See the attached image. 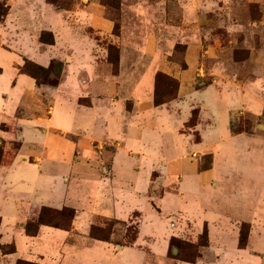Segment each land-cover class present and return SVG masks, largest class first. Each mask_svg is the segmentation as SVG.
<instances>
[{
  "label": "crops",
  "instance_id": "obj_1",
  "mask_svg": "<svg viewBox=\"0 0 264 264\" xmlns=\"http://www.w3.org/2000/svg\"><path fill=\"white\" fill-rule=\"evenodd\" d=\"M86 9L87 5L81 12ZM8 10L5 23L17 14L14 8ZM44 12L47 22L36 25L38 31L54 34L56 24L65 25L61 14L62 21L58 16L53 19L54 11ZM109 28L102 21L96 26L103 34ZM56 41L54 35V45L48 48L57 46ZM69 46L74 48L73 43ZM36 48L26 46L24 54L31 50L28 59L46 68L54 58L52 51L47 50L49 57L44 59L35 54ZM92 58L83 55L76 79L66 73L72 65L64 66L59 85L65 82L72 92L61 101L52 100L44 112L41 94L50 98L44 93L57 91L59 85L41 87L22 72L17 53L0 48V145L3 149L18 143L8 163L0 164V224L20 228L40 208L73 211L68 231L38 226L32 238L15 231L17 246L44 245L52 264H264V126L255 123L247 132L232 133L219 125L210 106L201 105L208 101V93L222 91L238 100L234 107L239 108L228 111V117L240 110L260 118L264 116L261 79L214 77L198 90L181 83L178 93L187 96L182 105L175 102L181 107L177 116L162 112L164 104L155 107L151 103L153 77L143 76L147 71L153 74L151 62L150 67L138 69L142 76L137 79L131 77L138 68L134 61L127 67L121 57L119 72L107 76ZM78 99L87 105L77 104ZM127 102L129 111L125 110ZM40 109L46 116L42 121ZM196 109L199 122L189 130L197 132L198 141H192L190 133L179 130ZM169 127L173 128L166 133ZM55 134L59 139L51 140ZM74 134L79 137L76 143L109 145L94 156L90 151V155L81 154L82 166L70 168L77 144L67 136ZM203 159L208 163L200 167ZM60 164L67 168L51 171ZM145 164L152 165L145 169ZM110 221L123 224L124 229L111 230L105 239L90 236L92 227L102 228ZM131 224L133 239L121 245ZM200 237L205 244H198ZM171 239L198 244L194 261L178 258L177 249L170 248Z\"/></svg>",
  "mask_w": 264,
  "mask_h": 264
},
{
  "label": "rangeland",
  "instance_id": "obj_2",
  "mask_svg": "<svg viewBox=\"0 0 264 264\" xmlns=\"http://www.w3.org/2000/svg\"><path fill=\"white\" fill-rule=\"evenodd\" d=\"M37 1L38 3L35 0H23V2L0 0V48L7 51L11 49L17 53L21 58L22 72L32 76L41 87L55 88L59 85L65 75V65H72L67 68L66 73L73 74V78L76 79L82 62L80 59L83 55L91 54L94 57L92 60L97 62L101 72L107 76L119 72L121 57L122 60L127 61L124 66H131L133 61L137 63V70L146 64L149 66L151 62L153 74L150 71L143 74L146 77L148 74L153 77L151 103L155 96L157 101L165 102L164 105L162 104L164 106L162 112H173L174 115L181 114V107L175 106V102L180 101L182 105V99L187 96L186 92L178 93L180 84L184 82L187 89L198 90L207 86L214 77L227 81L246 82H251L257 77L261 79L259 82L264 88V0ZM85 5L88 9L82 13ZM10 7L14 8L17 14L5 23V16ZM44 10L54 11L52 16L54 20L61 14L67 27L56 24V29L59 31L56 30L54 34L38 31L35 26L47 22ZM31 13H33L32 17ZM101 21L110 25L107 34L96 30V26ZM41 34L44 41L52 38L51 45H54L55 35L58 47L48 48L51 45L41 43L39 40ZM64 41L67 42L66 46L60 44H65ZM71 43L74 48L69 46ZM26 46L32 50L37 47L35 54H40L39 56L44 59L45 56L49 57L47 50H50L54 58H51L46 68L39 67L28 59L31 50L29 54H24L27 53ZM76 65H78L77 69ZM137 70L131 77L139 79L142 76L140 74L142 69ZM71 92L68 85L63 82L57 91L49 89V92L44 93L52 99L41 94L40 106L46 112L51 107L52 100L61 101L62 96H69ZM131 95L135 97L134 92ZM207 96H209L208 101L204 100L201 105L210 106L215 118H218L219 125H225L226 130L235 133L248 131L255 123L264 126V116L253 118L246 112L238 110L228 117V111L239 108L234 107L238 100L233 95L221 91L216 95L208 93L206 99ZM27 101L28 99H25V103ZM77 104L86 106L87 101L78 99ZM129 109L130 104L127 102L125 110L129 111ZM41 110H39V118L42 121L46 116ZM194 112H196L195 122H199L197 109L190 111L187 122L179 132L190 133L192 141H198L197 132L189 130V121ZM181 117L179 115V118ZM159 119L163 120L161 117ZM168 124L173 127L177 125V123ZM173 127L167 128L166 133ZM40 132H42L41 127ZM58 136L59 134H55L50 138L57 140ZM67 139L76 143L79 137L74 134L67 136ZM76 144L77 148L72 153L70 168L77 170L82 166L79 164L81 154L84 155L86 152L89 154L90 151L94 156L95 151H99L104 145L85 143L82 140ZM17 145V142H11L3 149L0 145V164L8 163ZM107 145L109 143H105L104 146ZM2 154L4 156H1ZM207 163L208 159L201 160L200 167H205ZM150 165L152 164H145L144 168ZM103 166L107 168L106 164ZM64 168L67 167L63 164L53 165L51 171L60 173ZM103 172L106 173L105 170ZM1 199L2 196L0 203L3 200ZM72 216L73 211L68 208L58 210L40 208L34 212L31 221H26L20 228L11 229L0 224V264H52L47 258V249L46 252L43 251L44 245L17 246L13 232L22 230L26 237L32 238L36 236L38 226L68 231ZM135 216L133 215L132 220H135L133 219ZM102 225V228L92 227L90 236L105 239L111 230L124 229L123 224L118 226L112 221L104 222ZM134 230L133 224L126 228L121 245H128L131 242ZM174 240L170 248L177 249L178 258L189 260L195 256L198 244L203 242V238L200 237L196 246L189 247L182 241Z\"/></svg>",
  "mask_w": 264,
  "mask_h": 264
},
{
  "label": "trees",
  "instance_id": "obj_3",
  "mask_svg": "<svg viewBox=\"0 0 264 264\" xmlns=\"http://www.w3.org/2000/svg\"><path fill=\"white\" fill-rule=\"evenodd\" d=\"M39 40H40V42L41 43H43V44H47V45H51L52 44V38L50 37L49 38V40H46V41H44L43 39H42V34L39 36ZM30 76V75H29ZM30 77H32V76H30ZM33 78V77H32ZM34 79V78H33ZM35 80V79H34ZM35 82H36V80H35ZM37 83V82H36ZM165 102H161V101H157L156 99H155V96L153 97V101H152V104H153V106H159V105H162V104H164ZM196 112H194L193 114H192V116H191V118H190V121H189V127H192V126H194V124H195V117H196V114H195ZM238 132V131H237ZM240 132H243V131H240ZM244 132H247V130L246 131H244ZM134 236V235H133ZM133 236H132V239H133ZM203 238V237H202ZM101 239H103V238H101ZM131 239V240H132ZM204 239V238H203ZM173 241H175L174 239H171V241H170V245H172V243H173ZM181 242V241H180ZM131 243V242H130ZM129 243V244H130ZM182 243H184L185 245H187V246H194V245H191V244H189V243H185V242H182ZM201 244H205L204 243V240H203V242L201 243ZM240 244H242V242L240 243ZM196 257V251H195V256L193 257V258H191L190 260L189 259H184V258H180V259H182V260H185V261H189V262H191V261H194V258Z\"/></svg>",
  "mask_w": 264,
  "mask_h": 264
}]
</instances>
